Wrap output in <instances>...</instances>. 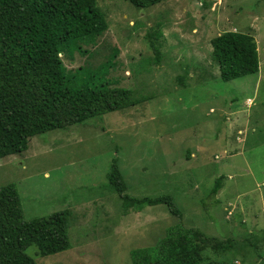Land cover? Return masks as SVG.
I'll use <instances>...</instances> for the list:
<instances>
[{"label":"rangeland","instance_id":"obj_1","mask_svg":"<svg viewBox=\"0 0 264 264\" xmlns=\"http://www.w3.org/2000/svg\"><path fill=\"white\" fill-rule=\"evenodd\" d=\"M95 1L107 30L63 57L66 74L76 85L109 82L144 101L34 136L21 155L0 158V187L15 186L24 220L68 212L70 248L26 254L37 264H130L132 249L154 245L174 225L219 240L261 239L264 0H166L147 9ZM157 28L154 52L145 35ZM225 31L254 37L257 74L219 78L210 40ZM113 160L128 196L168 197L179 216L167 204L127 210L107 181ZM225 253L209 248L202 256L264 264V244Z\"/></svg>","mask_w":264,"mask_h":264},{"label":"trees","instance_id":"obj_2","mask_svg":"<svg viewBox=\"0 0 264 264\" xmlns=\"http://www.w3.org/2000/svg\"><path fill=\"white\" fill-rule=\"evenodd\" d=\"M126 1L147 9L166 0ZM106 30L105 15L95 0H0V158L21 155L34 136L66 130L144 101L109 82L76 85L66 74L71 70L63 57L80 52L78 43L99 38ZM159 37L158 28L145 35L154 52L159 51L155 46ZM210 47L222 81L258 73L257 45L250 33L225 31L210 40ZM107 181L127 210L167 204L171 214L179 216L168 197L128 196L115 160ZM220 181L221 177L215 181L212 195L221 188ZM67 219L68 212L62 211L26 221L15 186L0 187V264H37L25 252L30 247L37 256L68 250ZM249 241L219 240L195 228L174 225L154 245L132 249L130 264H236L224 259L204 262L202 252L211 248L240 255L245 248L255 253L264 244V236L259 240L252 236Z\"/></svg>","mask_w":264,"mask_h":264}]
</instances>
